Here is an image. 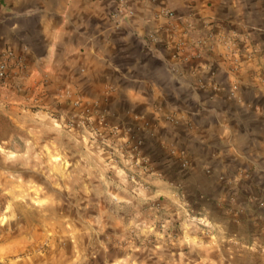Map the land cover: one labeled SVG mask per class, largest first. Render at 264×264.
Masks as SVG:
<instances>
[{
	"label": "rangeland",
	"instance_id": "obj_1",
	"mask_svg": "<svg viewBox=\"0 0 264 264\" xmlns=\"http://www.w3.org/2000/svg\"><path fill=\"white\" fill-rule=\"evenodd\" d=\"M225 17L228 30L207 35L226 49L224 76L181 85L234 100L245 53L262 93L245 105V157L217 174L193 167L185 146L153 142L145 115L115 118L107 101L83 121L0 114V264H264V10ZM191 90L165 114L171 128H190L197 111L216 117Z\"/></svg>",
	"mask_w": 264,
	"mask_h": 264
},
{
	"label": "crops",
	"instance_id": "obj_2",
	"mask_svg": "<svg viewBox=\"0 0 264 264\" xmlns=\"http://www.w3.org/2000/svg\"><path fill=\"white\" fill-rule=\"evenodd\" d=\"M127 4L131 15L110 0H0V52L11 49L15 54L9 79L0 82V114L16 124L38 113L86 120L95 104L102 110L107 101L115 118L122 119L128 110L145 115L153 142L162 138L185 146L193 167L205 163L217 174L224 170L223 162L244 158L245 105L262 94L247 82L251 71L245 53L239 58L234 100L221 93L193 95L181 80L207 77L213 68L221 80L229 62L218 54L226 49L207 38L208 33L228 30L231 22L225 16L234 12L248 8L262 14V0H254L253 10L247 0ZM109 85L113 90L106 93ZM190 90L191 100L209 106L216 117L197 111L190 116V128H171L164 116L176 111L175 96ZM168 192L160 187L163 195Z\"/></svg>",
	"mask_w": 264,
	"mask_h": 264
},
{
	"label": "built area",
	"instance_id": "obj_3",
	"mask_svg": "<svg viewBox=\"0 0 264 264\" xmlns=\"http://www.w3.org/2000/svg\"><path fill=\"white\" fill-rule=\"evenodd\" d=\"M118 4L119 9L126 11L128 15L132 14V10L128 7L127 0H110ZM172 13L167 12V16H172ZM15 54L11 49H5L0 52V82H5L9 79V70L13 65ZM22 68L23 66H19Z\"/></svg>",
	"mask_w": 264,
	"mask_h": 264
}]
</instances>
